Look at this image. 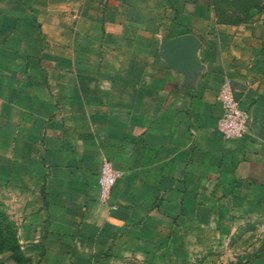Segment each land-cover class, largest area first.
<instances>
[{"label":"crops","instance_id":"obj_1","mask_svg":"<svg viewBox=\"0 0 264 264\" xmlns=\"http://www.w3.org/2000/svg\"><path fill=\"white\" fill-rule=\"evenodd\" d=\"M184 34L189 62L164 49ZM225 79L249 114L240 138L216 126ZM104 159L120 177L101 200ZM0 202L54 264L264 244V17L224 23L212 0H0Z\"/></svg>","mask_w":264,"mask_h":264},{"label":"rangeland","instance_id":"obj_2","mask_svg":"<svg viewBox=\"0 0 264 264\" xmlns=\"http://www.w3.org/2000/svg\"><path fill=\"white\" fill-rule=\"evenodd\" d=\"M216 5L225 8L228 19L234 18L239 22L264 17V0H216ZM10 216L11 213L0 202V264H54L50 258L44 259L45 252L30 255L22 247L18 238L19 220ZM262 244L263 236L255 234L222 236L218 242L199 252L166 249L149 251L146 255L141 251H133L97 264H264ZM46 254L50 256L51 252ZM56 264L62 263L59 260Z\"/></svg>","mask_w":264,"mask_h":264},{"label":"built area","instance_id":"obj_3","mask_svg":"<svg viewBox=\"0 0 264 264\" xmlns=\"http://www.w3.org/2000/svg\"><path fill=\"white\" fill-rule=\"evenodd\" d=\"M217 100L221 108V114L217 120V129L224 138L235 139L244 135L247 129L249 114L235 98L229 79H225L219 88ZM120 171L116 170L109 159L101 162L98 173V197L101 200L109 198L114 188Z\"/></svg>","mask_w":264,"mask_h":264},{"label":"water","instance_id":"obj_4","mask_svg":"<svg viewBox=\"0 0 264 264\" xmlns=\"http://www.w3.org/2000/svg\"><path fill=\"white\" fill-rule=\"evenodd\" d=\"M197 48L198 41L192 34L170 38L164 45L166 53L173 54L174 58L181 62L191 61ZM262 249L264 250V244Z\"/></svg>","mask_w":264,"mask_h":264},{"label":"trees","instance_id":"obj_5","mask_svg":"<svg viewBox=\"0 0 264 264\" xmlns=\"http://www.w3.org/2000/svg\"><path fill=\"white\" fill-rule=\"evenodd\" d=\"M212 7L213 10L215 12V14L217 15L218 19L224 23H240L238 20L236 19H228L227 16H225V8H219L216 5V0H212Z\"/></svg>","mask_w":264,"mask_h":264}]
</instances>
